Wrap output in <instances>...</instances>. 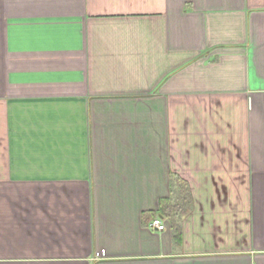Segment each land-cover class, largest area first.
<instances>
[{
	"label": "crops",
	"instance_id": "obj_1",
	"mask_svg": "<svg viewBox=\"0 0 264 264\" xmlns=\"http://www.w3.org/2000/svg\"><path fill=\"white\" fill-rule=\"evenodd\" d=\"M0 264H264V0H0Z\"/></svg>",
	"mask_w": 264,
	"mask_h": 264
},
{
	"label": "built area",
	"instance_id": "obj_2",
	"mask_svg": "<svg viewBox=\"0 0 264 264\" xmlns=\"http://www.w3.org/2000/svg\"><path fill=\"white\" fill-rule=\"evenodd\" d=\"M150 225L154 228H156L157 230H163L165 225L162 222V220L160 218H153L150 222Z\"/></svg>",
	"mask_w": 264,
	"mask_h": 264
},
{
	"label": "trees",
	"instance_id": "obj_3",
	"mask_svg": "<svg viewBox=\"0 0 264 264\" xmlns=\"http://www.w3.org/2000/svg\"><path fill=\"white\" fill-rule=\"evenodd\" d=\"M151 213H153L152 216H151L152 217L151 219L155 218L156 211H151Z\"/></svg>",
	"mask_w": 264,
	"mask_h": 264
}]
</instances>
